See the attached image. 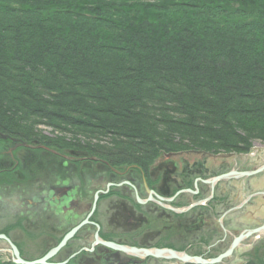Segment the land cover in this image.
Segmentation results:
<instances>
[{
	"label": "trees",
	"instance_id": "obj_1",
	"mask_svg": "<svg viewBox=\"0 0 264 264\" xmlns=\"http://www.w3.org/2000/svg\"><path fill=\"white\" fill-rule=\"evenodd\" d=\"M0 133L145 169L264 143V0H0Z\"/></svg>",
	"mask_w": 264,
	"mask_h": 264
},
{
	"label": "flooded vegetation",
	"instance_id": "obj_2",
	"mask_svg": "<svg viewBox=\"0 0 264 264\" xmlns=\"http://www.w3.org/2000/svg\"><path fill=\"white\" fill-rule=\"evenodd\" d=\"M196 152H177V155L172 156L175 164L170 160L168 164H164L165 160H159L153 167L144 170L137 165L124 164L118 158L105 159L108 153L97 149L93 153L81 149H56L38 144L37 140L24 141L18 137L2 135L0 232L21 248L20 241H28L21 237L19 241L14 240L12 235L16 231L31 234L39 230L45 232L50 245L60 242L67 232L87 218L96 193V209L89 218L92 225L85 226L67 243L62 261L84 264L87 260H93L103 264L116 263L120 257L125 260L126 257L95 245L96 225L99 227L98 236L105 241L138 247L163 246V219L169 214L163 202L158 203L159 198H173L171 204L174 208L195 203L198 205L183 213L192 212L189 218L187 215L181 216L183 218L173 217L182 225H187L190 232H197L198 229L204 231L200 241L191 243L193 246L199 247L202 243L210 245L213 236L219 233H214L213 228L222 231L218 215L224 213H227V218L241 213L238 222L241 228L244 220L246 226L251 221L246 229H240L241 233L258 228V223L255 226L256 218L264 215V170L253 175L222 179L214 185L211 181L232 171L242 174L259 170L264 165L261 156L263 153L264 157V152L260 154L258 150H253L247 154L249 156L244 164L243 158L237 159L238 156L231 153L219 154L216 160L211 161L212 156H202ZM182 157H185L184 160ZM165 165L176 178L168 176ZM216 169L220 171L213 176L212 172ZM230 181L235 183L231 184ZM186 189L191 192H186ZM150 192L154 199L152 202H149ZM138 199L141 203L137 202ZM238 206L240 208L236 209ZM247 208L253 211L248 212ZM154 224L157 226H151ZM222 225L224 228L228 226L232 233L237 230L234 225L231 229V224L226 222H222ZM192 227L194 229H190ZM183 230L187 235L188 230ZM169 232L173 235L182 231L173 227ZM224 233L223 241L228 237V233ZM252 238L244 240L240 249L245 247V241ZM258 242H264V235L250 245ZM72 255H75L74 258H71Z\"/></svg>",
	"mask_w": 264,
	"mask_h": 264
},
{
	"label": "rangeland",
	"instance_id": "obj_3",
	"mask_svg": "<svg viewBox=\"0 0 264 264\" xmlns=\"http://www.w3.org/2000/svg\"><path fill=\"white\" fill-rule=\"evenodd\" d=\"M250 113V112H249ZM250 115H251V124H256V123H259L260 124V122H259V118L258 117H256L253 113H250ZM40 126V125H39ZM68 129V131L69 132H66V131H64V133H68V134H66V136H65V141H70L71 140V136H74L75 134H74V131L75 130H72V129H70V128H67ZM39 131L42 133V135H44V136H46V137H49L50 139H53V138H56L58 135H60V133H59V131H53L49 126H47V125H41L40 127H39ZM62 134V133H61ZM69 134H70V137H69ZM2 135H5V134H1L0 133V136H2ZM5 136H7V135H5ZM9 136V135H8ZM9 137H14V136H9ZM87 137H90V136H87ZM77 139H79L81 142L83 141V142H85V143H87V142H90V143H93V142H95V140H90V139H88V138H86V137H84V136H78L77 135ZM26 141H30V140H26ZM171 141H172V139H171ZM173 141H175V139L173 140ZM82 142V143H83ZM38 144H40V143H38ZM104 145L106 146V148L107 147H110L109 145L107 146V144H105L104 143ZM103 144H100V146H104ZM136 144H130L127 148H129V149H127L126 151H125V153L124 154H121L122 156H120L119 155V157H120V159L121 160H123L124 159V157H125V155H127V156H133V155H140L141 153H145V149L144 148H142L141 146H139V145H136ZM140 148H139V147ZM170 147H172V146H170ZM175 147V146H174ZM137 149V150H136ZM140 149V150H139ZM174 149H177V148H173V149H171V150H174ZM258 150L259 151V153L261 154V152L263 151L264 152V143H262L261 141H259V140H256V139H253V140H251L250 141V147H249V149L247 150V151H245V152H232L230 155H237L238 157H237V159L238 158H243L245 161H243L242 162V164H244V163H246V160L248 159L247 157L249 156V155H247L248 153H250V152H252L253 150ZM113 151V150H112ZM111 151V153H117V152H112ZM182 151H185V150H179V151H177V150H174V151H170V152H167V153H165V154H177V152H182ZM192 151H202L201 149H192ZM140 152V153H139ZM202 152H204V151H202ZM205 153H206V156L208 155V156H210V155H212V157H211V161L212 160H216V158H218V155L219 154H221V155H225V154H229V153H214V152H206L205 151ZM245 155V156H244ZM262 159L264 158L263 157V153H262ZM108 157V156H107ZM109 159H115V156H110L109 157ZM108 159V160H109ZM182 159H183V157H182ZM168 160V159H167ZM173 160H175V159H172L171 158V160L170 161H172L173 163H174V161ZM181 160V159H180ZM184 160V159H183ZM166 161V160H165ZM169 161V160H168ZM125 164V163H124ZM175 164V163H174ZM86 165H88V164H86ZM127 165H129V164H127ZM144 165V164H143ZM181 165H185V164H181ZM167 167V168H166ZM141 168H143V167H141ZM144 170H145V168H143ZM165 170L167 171V173H168V176H172V177H174V178H176L175 176V174L174 173H172V170L171 169H169V167L167 166V165H165ZM220 171V169H216V170H214L213 172H212V174H213V176L214 175H216L217 174V172H219ZM175 175V176H174ZM229 179V178H228ZM228 181V180H227ZM231 182V184H234L235 182H233V181H230ZM229 182V183H230ZM171 192H172V190H171ZM98 194L96 193L95 194V196H97ZM95 196H94V198H93V201H94V199H95ZM138 203H140L141 201L138 199V201H137ZM196 204V203H195ZM92 206H94V205H92ZM196 206H198L197 204H196ZM164 208L167 210V213L169 214V215H165V219H163V223L165 224L163 227H164V236H165V238H164V241H165V244H163V246H162V248H160V249H168V250H173V251H176V252H179V251H184V250H190L191 251V249L194 247H196V251H197V246H193V244H191V243H193V241H195V242H198V241H200L199 240V238H201V237H203L204 235L203 234H205L204 233V231L203 230H200V229H198V231H197V233L194 231H192V232H190L191 230H189V228L187 227V225L186 226H184V225H182V223H179L178 221H176L175 220V218H173V217H176V218H183V217H181V216H183V215H187L186 217L187 218H189L190 216H191V214H192V212H190V213H187V214H183V213H186V212H188L187 211V209L188 208H186V207H181V208H174L173 207V204H171V203H168L167 205H165L164 206ZM181 209H184L183 211L181 210ZM179 211V212H178ZM191 211V210H190ZM223 211V210H222ZM246 211H250V212H252L253 210L252 209H250V208H247L246 209ZM91 212H94V209H93V207H91V210H90V212H89V214L91 213ZM195 213H196V211H195ZM225 215H218V217L220 218V219H218V222H220V223H222V222H226V224H231V229L233 228V226L232 225H234V228H236L237 230L235 231V232H231L230 231V229L229 228H225V230H222L221 232L220 231H218L219 233L217 234V235H215V236H213V240H212V242L210 243V245H206L205 243H202V244H200L199 245V247L201 248V250H202V252L201 253H198L199 254V256H201L203 259H206V257L207 256H209V255H211V256H214L213 258H216V257H218L219 255H221V254H223L224 252H225V250H227L231 245H232V242L234 241V237H236L237 235H239L242 231H240V229H246V227H248V225H251L250 223H251V221H250V223L246 226V224L247 223H245L244 224V222L246 221V220H244V222L242 223L244 226H243V228H241V227H239L238 226V222H239V220H240V218L239 217H237V216H230V217H228L227 218V216H226V214L227 213H224ZM193 215V214H192ZM88 218V217H87ZM257 220L254 222L255 223V226H256V224L258 223V226H263L264 225V215L262 214V215H259V218L257 217L256 218ZM151 220V219H150ZM178 220V219H177ZM86 221V224H78V225H76L74 228H77V230L75 231V233H74V236H72L71 237V239H73L76 235L75 234H77V233H79V231H81L85 226H87V225H90L88 222H89V218L88 219H86L85 220ZM181 221H184V220H181ZM179 224H178V223ZM190 222V221H189ZM193 222H195V221H193ZM186 223H188V222H186ZM196 223V222H195ZM182 226H181V225ZM198 224V223H197ZM199 225V224H198ZM151 226H157L156 224H154V225H151ZM150 226V227H151ZM199 226H201V225H199ZM96 227L97 226H95V229H96ZM174 227V229H178V231L179 230H181L182 232H180V235H181V237H180V239L178 238L179 237V234H173V235H171V232H169V231H171L172 230V228ZM182 227V228H181ZM207 229L209 228V226H205ZM180 228V229H179ZM183 229H185V231H187V235H186V233H183L184 232V230ZM190 229H194L193 227L192 228H190ZM227 231V233H228V237L223 241V238H224V235H225V233L224 232H226ZM40 233V235H38ZM223 234V236H222V234ZM53 234H58V232H54ZM200 234H202L201 236H200ZM1 236H4V237H6L5 236V234H3V232H0V249L2 248L3 249V247H2V245H4L3 243H7L5 240H3V238H1ZM13 236V238H14V240H16V241H19L20 240V237L21 238H25L31 245H29L28 244V242H22V241H20V243H21V245H22V248L24 249V251L22 250V248L19 246V245H16L11 239H9V238H7L8 239V241L11 243V244H15V248L18 250V251H21L28 259H33V258H36V257H41V256H43L46 252H48V251H51L50 249L56 244V243H53L52 245H50L49 244V242H47V238H46V236H45V232H40L39 230L38 231H36L35 233H31V234H29V233H27L26 231H24V232H21V231H16V233L14 232V234L12 235ZM98 238H99V240H102V241H104L105 242V240H103L102 238H100L99 236H97ZM182 237H187L188 239H190L192 242L191 243H188V242H186L185 240H184V238H182ZM54 238H56V237H54ZM34 239H36V240H34ZM195 239V240H194ZM259 239V236L258 237H254V238H252V239H250V240H248V241H245L244 242V245H245V247H243V248H241V249H239V251H237V253H236V256H234V255H231L228 259H227V261L229 262V263H233L234 261H237L238 259H240L238 256L241 254V257L242 258H244V259H240V263H243V264H248L249 262H251L252 260H254L255 259V256H250V258L249 257H247L246 256V254L248 253V252H251V251H254V250H257V249H260L258 252H260V253H262V255L260 254V253H258L257 255H260L261 257H263L264 258V242H258L257 244H255V245H253V246H251L250 244L253 242V241H256V240H258ZM96 240V239H95ZM4 241V242H3ZM97 240L95 241V243L97 244ZM110 242V241H109ZM194 242V245H197L196 243ZM112 243V242H111ZM263 243V244H262ZM48 245H50V246H48ZM66 245L67 244H65V246H63V248H61L59 251H58V253L54 256V258L57 260V261H59V260H61L64 256H65V250H66ZM116 245H118V246H122V247H127V248H137V249H144V247H138V246H133V245H129V244H116ZM258 245H260L259 247H257ZM240 247V246H239ZM149 248V247H148ZM257 248V249H256ZM5 250V249H4ZM111 252H114L115 254H117V255H122V256H124V257H128V255H126V254H124V253H122V252H118V251H114V250H112ZM70 253H71V251H70ZM201 254V255H200ZM206 257H205V256ZM75 255H72L71 256V258L72 257H74ZM257 257V256H256ZM134 258V257H133ZM247 258H248V260H247ZM135 259V258H134ZM145 259H147V260H150V262L149 263H152L153 261H156L155 259H153V258H145ZM223 261H226L225 259L223 260ZM114 262V261H113ZM118 262H124V260L120 257L119 258V260H118ZM135 262L134 261H131V264H134ZM174 263V262H173ZM224 263V262H223ZM124 264V263H123ZM143 264V263H142ZM226 264H228V263H226Z\"/></svg>",
	"mask_w": 264,
	"mask_h": 264
},
{
	"label": "water",
	"instance_id": "obj_4",
	"mask_svg": "<svg viewBox=\"0 0 264 264\" xmlns=\"http://www.w3.org/2000/svg\"><path fill=\"white\" fill-rule=\"evenodd\" d=\"M263 170H264V165L262 166V168H260L259 170L255 172L244 173L242 175H253ZM230 176H233L232 173L229 175H223L221 177H218L216 178V180L228 178ZM235 176H238L237 173L235 174ZM96 200H97V196H95V201ZM76 230L77 228H74L70 233H68L66 237L61 241V243L55 249L50 251L46 256H44L43 258L39 260L33 261V262H26L22 260L15 246L11 244L6 237L1 236V238H3V240L7 242V245L10 248L9 253L11 254L12 262L16 264H46V262L50 258H52L66 244V242L74 235ZM249 232H250L249 235L247 233L246 234L243 233L242 235H239L238 237H236L234 241L232 242V245L223 254L219 255L215 259H203L202 257L190 256L184 252H176V251L168 250V249H137V248L122 247V246H118L113 243H108V242L99 240L97 235H95V239L98 241L97 242L98 244L102 245L103 247H106L109 250L122 252L132 258L134 257L135 259H139V260H143L145 258H153L155 260L174 261L178 264H221L224 259L226 260L233 254L234 250L239 246L240 242L244 238L249 237L253 233H258V235L264 234V225L259 227L258 229H255L254 231H249ZM86 264H97V263L87 262Z\"/></svg>",
	"mask_w": 264,
	"mask_h": 264
},
{
	"label": "bare ground",
	"instance_id": "obj_5",
	"mask_svg": "<svg viewBox=\"0 0 264 264\" xmlns=\"http://www.w3.org/2000/svg\"><path fill=\"white\" fill-rule=\"evenodd\" d=\"M246 173V172H245ZM235 174H236V172H232V175L233 176H235ZM242 174H244V173H242ZM242 174L241 173H238L237 172V175H238V177H240V176H242ZM247 176V175H246ZM214 179V181L216 180V178H213ZM217 181H220V180H217ZM151 201H154L153 199H151ZM238 208H240V206H238L236 209H238ZM242 215L243 216H245L246 214L243 212L242 213ZM235 216H237V217H239V216H241V213H238V214H236ZM219 223V225H220V227H221V229L222 230H225V228L223 227V225H222V223H220V222H218ZM218 228H213V232L214 233H218ZM249 231H254V230H248V231H246V230H244L243 231V233L244 234H248L249 235ZM227 232V231H226ZM197 233V232H196ZM178 234H180V233H178ZM258 235V233H253V234H251L249 237H256ZM182 238H184V240L186 241V242H188V243H191L192 241L190 240V239H188L187 237H182ZM261 255H262V253H260ZM205 256V255H204ZM247 256H258V257H261L260 255H257V254H255V253H252V251L251 252H248V254H247ZM241 258V257H240ZM261 258H263V257H261ZM242 259H244V258H242ZM264 259V258H263ZM224 263H225V261H224ZM224 263H221V264H224ZM230 264H240V259H238L237 261H234L233 263H230Z\"/></svg>",
	"mask_w": 264,
	"mask_h": 264
}]
</instances>
